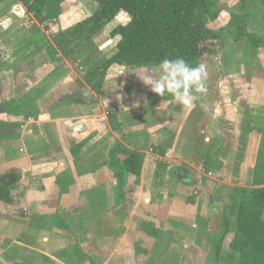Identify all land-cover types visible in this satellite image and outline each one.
Wrapping results in <instances>:
<instances>
[{
	"label": "crops",
	"instance_id": "crops-1",
	"mask_svg": "<svg viewBox=\"0 0 264 264\" xmlns=\"http://www.w3.org/2000/svg\"><path fill=\"white\" fill-rule=\"evenodd\" d=\"M8 1L11 13L0 20L1 34L14 36L24 19L40 26L20 0ZM28 25L25 39L34 34ZM8 49L6 61L0 60V188L9 194H0V264H136V249L143 246L147 264H240L221 238L235 190L263 188L254 185V176L257 163L264 164V105L256 113L260 118L248 109L252 90H259L256 77L243 100L246 127L236 132L249 139L219 145L216 152L223 161L222 151L234 150L232 167H240L241 175L233 172L222 181L205 174L210 149L190 160L175 154L172 102L155 99L143 107L137 70L114 65L94 87L57 48L59 61L50 57L51 62L38 61L23 42ZM195 105L187 118L193 114L198 120L203 110ZM109 114L123 134L112 129ZM255 137L260 141L254 151ZM117 143L145 156L141 177L128 172L121 184L110 165ZM162 161L167 171L160 176ZM180 161L199 172L185 186L168 174ZM135 179L141 187L132 190ZM261 238L264 234L256 243L264 248ZM68 247L71 253L64 254ZM78 250L85 257L77 256Z\"/></svg>",
	"mask_w": 264,
	"mask_h": 264
},
{
	"label": "rangeland",
	"instance_id": "rangeland-1",
	"mask_svg": "<svg viewBox=\"0 0 264 264\" xmlns=\"http://www.w3.org/2000/svg\"><path fill=\"white\" fill-rule=\"evenodd\" d=\"M96 9V0H67L62 4V14L56 21H49L42 25L40 24L39 26L38 24L31 25L28 19H24L21 24H18L19 30L14 36L7 38V35L0 33V60L5 62L9 56V54H7V51H9L8 48L12 46L16 48L17 45L21 46L23 42L26 43L29 47L30 53L33 52V55L38 59V61L51 62L47 48L49 46H53L55 34L60 31L67 30L79 22L89 18L94 14ZM218 10L220 12L219 17L215 21L209 22L208 27L213 31L222 32L221 35L226 37L220 42L216 52L211 56L210 64L206 71V92L194 95L191 107H193L194 104H196V107H200L201 104V108L203 110V115H200L198 120L195 119L197 116L193 114L187 118V113L190 109L180 105L179 102L171 95L165 94L161 97L151 90L150 85L143 82L142 78L146 77L149 69L154 67L144 69L130 68L122 65L116 66L127 70H137L140 74L137 78L138 80H142L143 87L139 89L141 91L139 96L143 103V107L145 105L148 107L150 106L149 104L155 103V99H157V102L162 99L171 100V105L174 110V119L172 120L173 123L170 127L174 129V135L177 140V145L174 150L175 154L181 155L183 159L185 157L187 160H190L200 154H205V152H207L206 150L210 149L211 162L208 168H205V170H209L210 174H205L211 176V178L213 177L225 181L228 177H233V172H236V178L240 176V167H232L233 161H231L230 156L233 154L234 150L232 152H229V150H225V152L222 151L223 161L217 159L216 152L219 145L225 147L227 142L235 143L238 139V142H243L244 139H249L248 136L237 135L236 132L237 129H244L247 124L245 123L247 117H244L245 114L241 112L242 110L245 112L243 100H245V98H249L251 94L249 91L251 90V81L253 77H256V80L258 79L259 81L256 83L259 90H252V100L254 102L248 109L253 114L249 115L260 118V115H257L256 113L258 112V107L264 105L260 103V99L264 101V45L260 48H255L246 39L235 41L230 34L236 32V28L229 25L233 16H241L245 20L247 31L250 34H256L264 42V4L262 0H219ZM10 13L11 8L9 1L7 3V0H0V20L3 19L4 16H8ZM130 20L131 16H129L126 12H120L112 21H110L105 29L94 39V43L98 50V52H95L94 56L97 58L102 56L105 58L111 57L114 54L116 44L119 41V38L111 37L112 30L120 24L124 25L128 23ZM24 25H28L29 30L34 33L32 34L33 37L30 39H25L26 35L24 32L27 31V29ZM38 48H40L39 52H36ZM71 63L72 68L77 72L78 76L88 81V83L94 87L101 84V82L105 79L104 74L101 72L96 75H86V69L89 68V66L84 65L81 61H71ZM251 73L253 76H251ZM200 97L202 98V103ZM148 114L152 117L151 122H153V109H150ZM160 117L161 116L159 115L158 118ZM197 123L200 124L199 127H197ZM216 130L221 133H218ZM202 131H204V133H202ZM210 131L211 133H209ZM257 138L258 137H255L253 140L252 144L254 145H250V148H253L254 151L257 143L260 141V138ZM193 143L196 144V148L193 147ZM198 148L200 151L197 150ZM146 149H148V151L153 150L157 152L156 147L151 144H147ZM214 156H216V159H214ZM226 157L228 160L225 162ZM164 163V161H162L161 164L159 163L158 174L160 176L165 175L167 171V165L165 166ZM172 164L174 165V168L168 171V174L172 175L174 180L183 186L186 185L185 181L191 177L190 175L193 176V173H199L195 168H191L181 161L179 163ZM196 179L198 182L200 181V178L198 177L193 178L194 181ZM135 181L137 184L135 183L133 186H130L132 190H137L140 185L138 184L137 179H135ZM191 187H194L192 189H195L194 192L198 189L195 188V186ZM19 191L20 195L21 188H19ZM0 194H3L4 196L6 195L7 197L8 191L4 188H0ZM196 196L197 195L195 194L194 197ZM131 197L133 198V196ZM170 197L175 198V193L172 192ZM248 198V195H241V199L245 201H248ZM174 200H176V198ZM145 201L146 198H144L143 203L145 206H148L149 204ZM178 209H180V207H178L177 210ZM258 210L260 212L262 210L264 214V208ZM262 241L264 240L261 238L260 242ZM73 250L75 251L76 249ZM76 252L77 256L81 255L85 257L79 250ZM63 253L70 254V248L68 247L64 249ZM136 253V264H147L145 259L147 257L148 249H146V246L137 248ZM261 256H263V254H261ZM110 258L111 260L113 259L112 257ZM171 261H173V258H171ZM110 262H108V264H111ZM118 264L122 263L118 262Z\"/></svg>",
	"mask_w": 264,
	"mask_h": 264
},
{
	"label": "trees",
	"instance_id": "trees-1",
	"mask_svg": "<svg viewBox=\"0 0 264 264\" xmlns=\"http://www.w3.org/2000/svg\"><path fill=\"white\" fill-rule=\"evenodd\" d=\"M65 1L20 0L41 25L58 20ZM262 2L264 4V0ZM96 5L92 16L55 34V46L48 47L53 61H59L58 49L66 59L88 65L86 75L101 72L105 76L114 65L149 68L157 66L163 58L182 57L192 66L205 65L207 71L212 54L226 37L208 27L209 22L220 15L219 0H96ZM120 12H126L131 20L112 30L111 37L119 38L114 54L97 58L94 39ZM232 18L229 26L236 28V32L230 36L235 41L246 39L255 48L264 45L261 38L247 31L241 16ZM109 123L115 132L123 134L121 124L110 114ZM121 155L125 158L121 159ZM144 161L143 154L128 151L121 143L110 153V165L121 184L128 172L140 177ZM254 185L263 188L235 190L221 238V242L239 255L240 264H264V248L256 243L264 234L258 210L264 206V164L260 162L255 167ZM121 191L122 188L118 197L124 201ZM241 195H248V201L241 199Z\"/></svg>",
	"mask_w": 264,
	"mask_h": 264
},
{
	"label": "clouds",
	"instance_id": "clouds-1",
	"mask_svg": "<svg viewBox=\"0 0 264 264\" xmlns=\"http://www.w3.org/2000/svg\"><path fill=\"white\" fill-rule=\"evenodd\" d=\"M206 78L205 65L192 66L182 57H176L163 58L142 80L159 96L169 94L180 105L190 108L194 95L206 92Z\"/></svg>",
	"mask_w": 264,
	"mask_h": 264
}]
</instances>
